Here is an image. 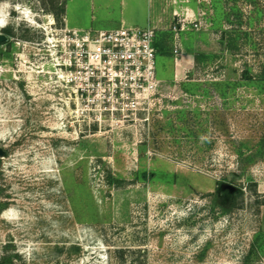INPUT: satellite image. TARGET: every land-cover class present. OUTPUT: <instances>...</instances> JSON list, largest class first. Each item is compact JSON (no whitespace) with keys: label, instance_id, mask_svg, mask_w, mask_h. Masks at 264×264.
<instances>
[{"label":"rangeland","instance_id":"rangeland-1","mask_svg":"<svg viewBox=\"0 0 264 264\" xmlns=\"http://www.w3.org/2000/svg\"><path fill=\"white\" fill-rule=\"evenodd\" d=\"M94 7L0 0V264H264V0L165 3L128 100L64 77Z\"/></svg>","mask_w":264,"mask_h":264},{"label":"built area","instance_id":"built-area-1","mask_svg":"<svg viewBox=\"0 0 264 264\" xmlns=\"http://www.w3.org/2000/svg\"><path fill=\"white\" fill-rule=\"evenodd\" d=\"M154 41L151 27L74 31L64 39L71 50L63 44L60 66L67 69L66 82L74 84L80 95L95 91L99 99H136L140 91L155 87Z\"/></svg>","mask_w":264,"mask_h":264},{"label":"crops","instance_id":"crops-1","mask_svg":"<svg viewBox=\"0 0 264 264\" xmlns=\"http://www.w3.org/2000/svg\"><path fill=\"white\" fill-rule=\"evenodd\" d=\"M180 1H183V0H180ZM168 2H170V0H89V3L92 6V8H95L94 4H96L98 9L109 10V9H111V4H113V3H117V5H119V8H120L119 9V16H118L116 21L108 23L107 28L95 29V31L114 30V29H117L121 26L142 29L147 24L151 23V21L153 23H156L158 21V19H163V18L167 17V15L169 14V9H167V8L165 9L164 4L166 3V5H168ZM125 3L130 4V9L132 11H134L133 10L134 6L136 8V6H139V4L144 5L143 8H145V10H146V19H145L144 25H142L141 27H138L133 22L127 21L128 18L122 16L121 10L123 11V9L125 7L124 6ZM134 3H135V5H134ZM145 4H146V7H145Z\"/></svg>","mask_w":264,"mask_h":264},{"label":"trees","instance_id":"trees-1","mask_svg":"<svg viewBox=\"0 0 264 264\" xmlns=\"http://www.w3.org/2000/svg\"><path fill=\"white\" fill-rule=\"evenodd\" d=\"M2 34L7 38H9L10 36H11V33H10V31L8 30V29H4V30H2ZM0 45H8L7 44V41H2V42H0ZM154 48H155V51L157 52L158 51V46L155 44V41H154ZM155 56H156V54H155Z\"/></svg>","mask_w":264,"mask_h":264},{"label":"water","instance_id":"water-1","mask_svg":"<svg viewBox=\"0 0 264 264\" xmlns=\"http://www.w3.org/2000/svg\"><path fill=\"white\" fill-rule=\"evenodd\" d=\"M4 40H5V38L2 35H0V42H2Z\"/></svg>","mask_w":264,"mask_h":264},{"label":"flooded vegetation","instance_id":"flooded-vegetation-1","mask_svg":"<svg viewBox=\"0 0 264 264\" xmlns=\"http://www.w3.org/2000/svg\"><path fill=\"white\" fill-rule=\"evenodd\" d=\"M238 193H239V192H237V194H238ZM235 194H236V193H235ZM235 194H233V197L235 196ZM230 201H232V199H231ZM230 201H229V202H230Z\"/></svg>","mask_w":264,"mask_h":264}]
</instances>
